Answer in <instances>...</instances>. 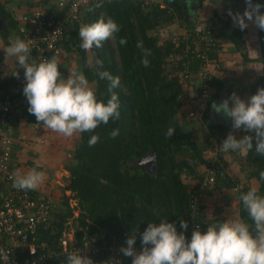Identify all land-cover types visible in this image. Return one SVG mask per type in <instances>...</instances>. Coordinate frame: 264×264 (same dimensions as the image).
<instances>
[{"label": "trees", "instance_id": "1", "mask_svg": "<svg viewBox=\"0 0 264 264\" xmlns=\"http://www.w3.org/2000/svg\"><path fill=\"white\" fill-rule=\"evenodd\" d=\"M204 1L198 0L199 8ZM53 3L54 0H33L30 4L37 8L51 7L49 10L53 12ZM100 4V7L94 5L83 13L80 21L71 28L61 48L67 53H77L80 72H83L89 83L96 84L98 98H108V82L99 79L97 71L107 70L113 76L119 77L120 86L114 91L120 100V119L116 122L110 120L93 132L80 133L79 142L70 159V175L61 188L62 196L57 203L59 208L55 218L49 229L41 230L38 236L39 242H45L52 250L58 249V240L69 229L67 224L74 217V209L70 207L67 192L77 205L75 210L78 211V216L73 219V225L78 244L87 239L108 248L112 246L120 249L126 246V239L137 230L134 246L138 247L141 245L139 234L145 230L147 223L154 222L158 225L161 218L174 223L178 232L182 231L179 227L180 221H185L188 225L183 230L186 235L192 223L188 189L194 181L203 180L207 165L213 164V160L209 161V158L201 160L203 154L207 156L210 151L218 148L227 135L235 130L232 125L229 127L212 120V107L222 90V84L216 81L213 88H217V93L212 96L205 111L200 117H189L190 110H186L188 93L195 91L197 86L191 85L188 74L195 73L198 64L196 66L191 54L184 57V44L177 46L171 39L160 41L153 35L178 19L187 29L195 28V23L186 16L190 11L185 0H164V7L160 3L145 6L137 0H112ZM252 4L264 5V0H252ZM4 7L0 3V20L13 23ZM260 12L264 13V6L260 8ZM101 17L113 19L119 25L120 31L112 38L115 42L114 48L106 40L102 47L90 49L93 56L91 64L86 51L80 48L78 31L81 26L91 24ZM214 19L217 24L207 23L206 29L212 30L215 27L214 37L223 43L218 44V48L210 53L212 60L223 66L220 55L228 41L243 61L251 62L244 40L247 31L233 27L228 15L221 17L214 12ZM120 38H124L127 43L121 46ZM256 39L261 53L259 62L264 68V31L258 27ZM138 44L141 47H137ZM143 50H148L151 54L145 57L142 55ZM97 58L101 60L102 66L96 64ZM144 58L149 62L148 67L141 64ZM58 71L63 72L60 67ZM258 88H264V72L253 85V92L256 93ZM12 96L13 99L25 98L22 90L12 92ZM26 113L27 122L33 120L38 123L34 115L28 111ZM202 126L205 127L206 138L202 141L201 148L196 142V128ZM114 128L119 129V135L115 139L110 137ZM169 128L175 130L167 138L165 134ZM245 134L252 136L255 144V134ZM91 135H97L99 140L89 147L87 142ZM183 135L192 137L197 153L195 157L188 155L179 160L176 140ZM224 156L219 154L218 162L213 167L215 185L219 182L225 187H232L234 184L226 182L222 177L219 161ZM245 164L251 169L249 177L260 184L258 193L264 195V182L259 181V172L264 171V157L258 156L253 148L246 153ZM201 165H204L202 171ZM249 189H241L238 197ZM239 212L240 219L251 224L241 202ZM198 223L202 224L203 231L206 230L207 224L203 215L199 216ZM112 257L108 249L104 250L96 258L95 264H108ZM131 261V257L123 255V264H131ZM57 264H66V258L59 259Z\"/></svg>", "mask_w": 264, "mask_h": 264}, {"label": "clouds", "instance_id": "2", "mask_svg": "<svg viewBox=\"0 0 264 264\" xmlns=\"http://www.w3.org/2000/svg\"><path fill=\"white\" fill-rule=\"evenodd\" d=\"M245 2L248 8L243 16L236 15L234 22L244 30L247 19L264 31V13L260 12L264 5H253L252 0ZM100 6V3L95 5L97 8ZM119 31V25L113 19L101 17L80 27V48L85 51L93 47L98 49ZM126 43L124 38H120L121 46ZM137 47L141 46L138 44ZM3 51L6 59L13 61V67L23 70L25 85L22 95L28 104L27 111L44 127L71 137L74 134L93 132L110 120L116 122L120 119V100L114 91L120 86L118 76H113L107 70L97 71L99 79L108 82V98L104 100L98 98L83 72H70L64 78L58 71L55 58L36 62L31 56L28 43L19 36L11 38ZM150 54L148 50L142 51L145 57ZM95 62L102 66L100 59L97 58ZM148 63L146 58L141 60L144 67H148ZM12 74L18 75L16 71ZM213 108L217 113L230 118L233 129L255 133V144L252 136L245 135L236 139L229 133L219 145L222 152L247 153L254 148L258 156L264 157V88H258L247 101L233 93L219 106L213 105ZM174 130L169 128L166 137L170 138ZM118 135V128L110 132L113 139ZM98 140L97 135H91L88 146H94ZM43 180V172L34 168L24 174H17L12 187L32 191ZM259 181L264 182V171L259 172ZM239 201L251 224L243 219L216 220L209 222L204 231L197 226L190 239H186L183 230L188 225L185 221H180L182 231L178 232L174 223L161 218L158 225L148 222L145 230L139 234V252L134 248L137 230L126 239V246L121 247L120 252L132 258L131 264H264V195L259 194L256 188H250L239 195ZM66 264H92V261L81 253H73L66 257Z\"/></svg>", "mask_w": 264, "mask_h": 264}, {"label": "built area", "instance_id": "3", "mask_svg": "<svg viewBox=\"0 0 264 264\" xmlns=\"http://www.w3.org/2000/svg\"><path fill=\"white\" fill-rule=\"evenodd\" d=\"M103 1L112 0H54L53 12L49 10L51 7L49 9L39 7L31 15L24 16L22 18L24 24L19 27L18 36L28 43L31 54L38 62L52 58V55L57 59L62 52L61 45L71 28L80 21L87 9ZM137 1L144 3L145 6L152 4L148 0ZM212 28L214 29L195 27L189 30L181 26L180 33L169 38L177 46L184 44L186 48L184 57L187 58L191 54L192 60L196 61V66L198 64L195 73L188 74L191 85L197 86L195 91L188 93L190 118L200 117L209 105L214 95L213 87L218 72L221 70L220 65L212 60L210 53L223 42L214 37L215 27ZM171 59L174 58L171 57ZM7 87H9L8 83L0 81V264H57L59 259H65L73 253H81L95 264L96 258L107 249L113 255L108 264H123V254L117 247L108 248L87 239L78 244L75 230L70 229V221L67 224L69 229L58 240V249L52 250L45 242H39V232L49 229L50 223L55 218L58 204L34 190L22 191L12 187L16 176L11 168L14 150L11 129L16 125L17 118L24 123L28 121L26 113L28 104L25 98L13 99ZM231 134L236 139L246 135L243 132L239 133L236 129ZM235 153L222 152L219 146L208 153L209 161L213 160V164L207 165L204 179L194 181L188 189L192 223L185 235L186 239H190L191 233L197 226L203 231L198 218L204 212L206 190L216 183L213 167L218 162V155ZM70 201V206L74 209L73 219H75L78 216V211L75 210L77 209L76 201ZM72 203L75 204L74 207ZM134 248L140 251L141 245Z\"/></svg>", "mask_w": 264, "mask_h": 264}, {"label": "crops", "instance_id": "4", "mask_svg": "<svg viewBox=\"0 0 264 264\" xmlns=\"http://www.w3.org/2000/svg\"><path fill=\"white\" fill-rule=\"evenodd\" d=\"M154 1L152 4L160 3L162 7H164V0ZM211 1L207 2V0H205L203 6L199 8L198 0H185L188 6V11H190V13L187 15L188 20L192 23H195L196 21L193 20V18H195L194 15L198 12V10L205 8L208 3L211 5ZM0 3L5 6V10L7 11L8 15L11 16V20H13V23H8V21L2 22L0 20V81H5L8 83L9 87H7V89L12 93L23 89L25 85L24 74L22 69L13 67L12 60L6 59L3 49L8 46L11 38L18 36V29L24 24L22 18L37 9V7L30 4L33 3V0H0ZM213 4H215L212 8L213 14L214 12H217L221 17L228 15L231 17V20L234 21L236 14L230 7V1L226 4H216L215 2H213ZM227 8H230V11L232 10V12L228 10L225 11ZM247 8L243 7V10ZM229 13H231V15ZM240 16H243V14ZM211 18L212 16H210L209 19ZM245 23L254 22L245 19ZM232 25L233 27L240 29L238 25H234L233 22ZM251 27L252 29L250 31L248 28L244 29L247 31L246 35L244 36V40L247 44L246 53L251 62L243 61L241 55L234 50L233 46L229 44L228 41L225 42V49L220 55V59L223 61V66L218 63L222 70L218 72L216 82L222 84V90L220 92L219 99L214 102V105L216 106H219L221 103L227 100L233 93L245 101H247L250 96L255 94L252 90V87L257 82L259 77L263 75L264 68L259 65L261 53L256 39L257 26L251 25ZM4 32L6 33L4 34ZM229 48H231L233 52L228 50ZM31 56L35 60L32 54ZM13 71H16L18 75L14 76L12 74ZM229 77L230 82L235 79H238L239 82H231L230 86H228L227 82ZM213 92L216 94L217 88H214ZM223 96L225 98L224 101L222 100ZM222 114L223 113H217L213 108L211 116L212 120L214 123H221L230 127L232 125L230 118L224 119L223 117H220ZM11 130L14 141L11 168L15 176L17 174H24L34 168L43 172V174L47 170L51 172L57 171L58 165H56V160H54V158L52 160L49 159L51 152L54 156V150L51 149V151H49V148L47 149L45 146H40L41 141L45 137L43 134L45 135L48 131L51 133L53 132L52 130L44 127L42 123L33 122V120L30 123H24L22 120H18L17 124ZM239 131L244 133L243 130ZM250 133L253 135L255 134L254 132ZM193 138L196 137L193 136ZM77 144L75 145V149ZM245 157L246 153L240 155H226L222 158L223 163L220 164L223 173L222 177L226 182L229 183L230 181L234 185L232 187H225L218 182L216 185H213L206 190L204 194L203 216V220L206 224L209 222H215L216 220L222 221L224 219H240V201L238 197L239 190L244 187L256 188L257 190L260 189V184L256 179L250 178L249 175H246L245 178V175L240 173L241 171L239 165L243 166V172H245V169L247 174L251 172V169L247 165L243 164ZM205 158L206 155L203 154V159L201 160H205ZM237 161L239 163H237ZM203 167L204 165L200 166V171L204 169ZM65 176L67 178V175ZM44 179H46L45 174ZM61 187H63V185L59 182H55L54 180L53 183H46L43 180L42 184L34 191L41 196L50 198L58 203L62 196V191L60 190ZM67 194H69V192H67Z\"/></svg>", "mask_w": 264, "mask_h": 264}, {"label": "rangeland", "instance_id": "5", "mask_svg": "<svg viewBox=\"0 0 264 264\" xmlns=\"http://www.w3.org/2000/svg\"><path fill=\"white\" fill-rule=\"evenodd\" d=\"M149 2H153L154 0H148ZM211 0H207V2H209ZM230 1L231 4V8L232 10L235 12L236 15H241L244 13V11L246 9L243 10V7L247 8V4L245 2V0H212L210 3L211 5L208 3L207 6H205V8L198 10V12L194 15L195 18H193V20H195V27H199V29H202L204 27H206L207 23H216V20H213V6L215 4H213V2H215L216 4L221 3V4H226L227 2ZM155 2V1H154ZM206 2V3H207ZM228 10L230 11V8L225 9V11ZM232 10L230 12H232ZM224 11V12H225ZM223 13V12H222ZM241 13V14H240ZM187 16V15H186ZM210 16H212L211 19ZM84 21V20H82ZM214 21V22H213ZM182 21H180L179 19L169 25V26H164L162 28H160L158 31L154 32L153 35H156V37H158V39L160 41H164V40H168L169 38L173 37L176 34L180 33V27L182 26ZM233 22L234 25H237L233 20H231V23ZM247 25L246 28H248V30L250 31L252 29L251 25H256L255 23H245ZM212 25V24H211ZM185 26V25H184ZM214 26V25H213ZM109 43L111 45V47H115V42L113 39L109 40ZM228 50H230L231 52H233V50L231 48H229ZM63 51V50H62ZM86 55L87 58L89 60V62L92 64L93 61V56L90 50L86 51ZM80 59V58H79ZM58 60V67H60V69L63 71L61 72L62 77L67 78V76L70 74V72H75V71H80V60H78V55L75 52L72 53H67L65 51L61 52L60 56L57 58ZM259 65L261 67H263L262 63H259ZM229 73V72H228ZM231 76V74H230ZM230 77L228 79L227 85L230 86V83L232 82H236L238 83L239 80L235 79L233 81H229ZM90 87L96 89V84L95 83H89ZM189 106L186 107V110H190V108H188ZM220 117H223L224 119H228L227 117L224 116V114H222ZM236 131H238L239 133H242V131H239L236 129ZM44 139L41 141L40 146H45L47 147V149L49 148V151L54 150V156L52 155L51 152V156L49 159H53L56 160L55 162L57 163L56 165H58V169L57 171H45V178L44 181L46 183H53V180L55 182H59L63 185H65V179L67 175V178L70 175V159L75 151V145L79 142L80 139V133L79 134H74L71 137H65L62 134L56 133V132H46V134H43ZM197 143L200 144L201 148L203 146L202 141L206 138V134H205V128L200 127V129H197ZM192 141V142H191ZM176 149L178 148V159L180 160V158H182L183 156H188L190 155L191 157H195L196 156V146L193 143V139L191 136L189 135H183L182 137H178L176 140ZM36 144V143H35ZM189 148V149H188ZM229 155V154H225ZM206 158H210L209 155L206 156ZM223 163L222 159L219 161V164ZM237 163H239L237 161ZM243 164H245V159ZM242 164V165H243ZM246 165V164H245ZM240 167V173L242 175H249L250 172L247 174L246 173V169L244 170L245 172H243V166L239 165ZM245 167V166H244ZM247 167V166H246ZM51 170V169H50ZM67 173V174H66ZM58 177H56V176ZM56 177V178H55ZM58 185V184H57ZM62 188V187H61ZM243 189V188H242ZM61 190V189H60ZM206 190V189H205ZM239 190V189H238ZM62 191V190H61ZM240 191V190H239ZM69 195L68 197H70L69 201H73V198L71 197V194H67ZM70 201V202H71ZM75 204L72 203V207H74ZM71 207V206H70ZM59 208V207H58ZM77 214V212H76ZM203 216H204V212H203ZM70 229L73 230L74 229V225H73V219L70 220Z\"/></svg>", "mask_w": 264, "mask_h": 264}, {"label": "water", "instance_id": "6", "mask_svg": "<svg viewBox=\"0 0 264 264\" xmlns=\"http://www.w3.org/2000/svg\"><path fill=\"white\" fill-rule=\"evenodd\" d=\"M220 100H221V99H220ZM222 100H223V101L225 100L224 96H223Z\"/></svg>", "mask_w": 264, "mask_h": 264}]
</instances>
